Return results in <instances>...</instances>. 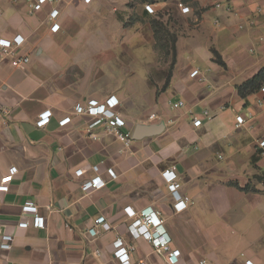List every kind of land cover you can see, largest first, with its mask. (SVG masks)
<instances>
[{"label":"crops","instance_id":"obj_1","mask_svg":"<svg viewBox=\"0 0 264 264\" xmlns=\"http://www.w3.org/2000/svg\"><path fill=\"white\" fill-rule=\"evenodd\" d=\"M128 2L54 0L30 12L27 0H0V38L22 35L16 56L30 58L19 66L0 55V264H119L117 238L134 246L131 260L167 264L131 233L132 214L147 208L163 219L177 264H264V92L238 90L264 67V0H190L189 13L181 2L154 3L177 35L172 73L171 62L149 59L154 34L147 23L132 27ZM111 96L129 148L107 124L89 131L95 117L75 113ZM45 110L50 121L39 127ZM166 170L192 200L182 211ZM96 174L106 185L83 191ZM27 201L44 227L23 210Z\"/></svg>","mask_w":264,"mask_h":264},{"label":"built area","instance_id":"obj_2","mask_svg":"<svg viewBox=\"0 0 264 264\" xmlns=\"http://www.w3.org/2000/svg\"><path fill=\"white\" fill-rule=\"evenodd\" d=\"M54 0H27L30 12L45 2H53ZM93 0H84L86 3H91ZM181 11L183 13H189L191 8L188 5L183 3L179 4ZM217 7L222 6L221 3L216 4ZM145 9L150 13H155V6L152 3H147ZM59 11L54 9L51 11L49 19L52 22L51 30L57 32L60 28V24L56 22ZM24 42V37L22 35H17L13 39L0 38V55L8 56L15 55L16 65H22L26 62H29V57L16 56L15 49ZM199 74V70L196 69L191 73V76L195 77ZM264 92V86L262 87ZM119 103V100L116 96H111L102 103L94 104H78L75 107L76 114L88 113L95 117L94 121L90 124V129L100 123L107 124L108 129L116 136V138L123 143L126 148H129L132 144V136L130 132H125L123 127L126 126V121L119 116L114 108ZM184 101L179 100L175 106H184ZM7 114V111H4ZM206 115H210L209 111L204 112ZM52 115L51 110H45L40 113L39 118L36 121V124L39 127L47 125L50 121ZM198 116L194 115L193 120L198 121ZM71 121V116H66L60 120L61 125H65ZM246 122V118L242 116L240 120L236 123V126L239 127ZM92 135V134H91ZM93 136V135H92ZM259 147L264 154V139L259 141ZM95 172H99V166H94ZM13 171H17L16 167H13ZM108 174L112 178H117L118 175L113 168H108ZM165 179L169 183V188L173 193L174 203L173 206L175 210L182 211L187 208L189 203H192V200L189 196H184L179 192L180 183L178 182V176L176 172L171 170H166L163 173ZM106 185V181L99 175L86 179L81 188L83 191L88 192L92 189H100ZM23 210L25 212L33 213V225L36 227L45 226V218L39 213V205L34 201H27L23 205ZM133 221L130 225L131 233L136 237H143L149 241L156 252L163 255L166 259L167 264H177L179 260L180 252L179 250H174L171 248V238L169 234L161 227L163 224V219L160 218L159 214L154 211L152 208H147L140 213L132 214ZM30 222L27 220H22L19 222V226L28 227ZM68 227L69 224H66ZM91 233H94V229L91 230ZM131 250H134V246H127L122 238H117L114 243V255L118 259L119 264H146L144 261H133L131 260L130 253ZM204 262H202L203 264Z\"/></svg>","mask_w":264,"mask_h":264},{"label":"trees","instance_id":"obj_3","mask_svg":"<svg viewBox=\"0 0 264 264\" xmlns=\"http://www.w3.org/2000/svg\"><path fill=\"white\" fill-rule=\"evenodd\" d=\"M148 2H155L156 0H146ZM190 0H179L181 3H186ZM147 14L148 11L146 10ZM163 14L159 13L157 14V18H152L150 20V25L154 34V37L157 40V43L160 44L162 47H166L167 51L171 53V70L170 73H172V68L174 66L175 61V55H176V40L177 35L172 32L168 26V23L164 21ZM218 61L223 63V61L218 58ZM264 86V67L259 70L258 73H256L253 77L246 80L242 84L238 86V90L240 95L245 96L247 94H250L252 92H255L259 89H262Z\"/></svg>","mask_w":264,"mask_h":264},{"label":"rangeland","instance_id":"obj_4","mask_svg":"<svg viewBox=\"0 0 264 264\" xmlns=\"http://www.w3.org/2000/svg\"><path fill=\"white\" fill-rule=\"evenodd\" d=\"M158 1H169V2H179V0H156L155 2H148L146 0H129L128 2V11L130 13V23L132 24V27H135V24L138 22H141L142 25L147 23L148 26V34L151 36L153 31L150 25V20L152 18H157V14H159V12L155 13H150L146 12L147 15H142L140 14L142 8L145 10V5L147 3H156ZM125 9L123 8H118V10L116 11L117 13L119 12H124ZM164 18V16H163ZM164 21L166 22V20L164 19ZM134 32V31H133ZM137 33V31L135 32ZM148 48L149 50H151V53L149 55V59L152 60V62L156 65V66H164L165 64L169 65L171 60H172V56L170 51L168 52L166 47H162L160 44L157 43L156 38L153 35V39L149 42L148 44ZM153 50V52H152Z\"/></svg>","mask_w":264,"mask_h":264}]
</instances>
